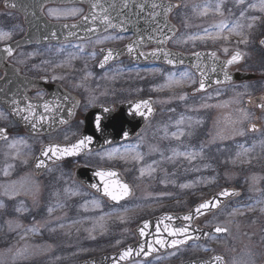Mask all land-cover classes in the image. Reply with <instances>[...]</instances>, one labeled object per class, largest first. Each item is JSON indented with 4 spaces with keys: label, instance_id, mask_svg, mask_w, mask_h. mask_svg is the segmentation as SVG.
Segmentation results:
<instances>
[{
    "label": "flooded vegetation",
    "instance_id": "flooded-vegetation-1",
    "mask_svg": "<svg viewBox=\"0 0 264 264\" xmlns=\"http://www.w3.org/2000/svg\"><path fill=\"white\" fill-rule=\"evenodd\" d=\"M164 1L179 4L141 9V0H0V33L9 34L0 39V48L19 45L11 49L10 55L0 52V81L4 79L0 95L8 97L9 107L5 109L0 104V111L30 145L28 152L36 156L44 146L73 144L86 128L101 133L105 113H118L125 104L148 102L143 109L152 111V115L134 139L90 150L53 168L58 169L61 180L69 181L73 188L89 193L103 205L104 264H205L214 259L217 264H230L228 253H232L234 243L222 240L232 238L234 233L217 219L237 200L188 222L185 214L206 198L190 202L184 210L155 209L160 205L178 206L187 198L180 193H171L169 199L163 200L146 197V189L136 185L137 175L143 173L144 188L151 187L147 180L153 175L147 172L157 168L123 167L122 154L116 160L107 156L109 150L150 137L152 128L170 126L174 115L185 112L189 103L203 101L219 91L239 89L244 93L239 108L233 94L231 105L221 110L219 104L224 101H217L212 108L210 118L219 127L218 139L234 136L237 110L247 113L249 119L244 125L246 139H264V49L259 45L264 38V21L249 34V45L241 49L224 52L204 40L190 47L188 38L196 36L194 30H203L205 25L203 19L196 17L200 11L185 7L182 0ZM72 10H76L74 15ZM99 20L104 22L103 30L83 33L96 27L90 22ZM109 52L112 55L105 60ZM197 53L208 54L214 61L225 64L228 76L244 74L248 79L198 90V79L187 66L167 65V60L185 55L188 61L190 55ZM237 54L238 59L229 64ZM193 61L199 65V59ZM12 106L21 111V120L9 112ZM33 125L46 130L31 134L26 127ZM197 133L200 139L203 131L199 129ZM79 167L106 172L107 182L120 178L121 185L127 184L132 191L130 198L115 204L97 196L74 179ZM49 169L34 176L38 178ZM163 169L166 173L175 170ZM116 182L112 187H116ZM187 197L193 195L189 193ZM219 227L226 229V234L210 232L205 238L188 239L185 232L181 235L178 231H211ZM173 231L177 234L170 235ZM153 240L163 244L157 241L155 248H147ZM173 241L178 243L172 246ZM125 251L129 252L127 256L123 255ZM115 255L118 257L110 262L108 257Z\"/></svg>",
    "mask_w": 264,
    "mask_h": 264
},
{
    "label": "rangeland",
    "instance_id": "rangeland-1",
    "mask_svg": "<svg viewBox=\"0 0 264 264\" xmlns=\"http://www.w3.org/2000/svg\"><path fill=\"white\" fill-rule=\"evenodd\" d=\"M182 1L185 7L199 10L196 17L205 23L203 30L196 28V36L188 38L190 47L204 40L224 52L241 49L249 45V34L264 21V0ZM222 24L228 28L218 27ZM243 93L239 89L219 91L189 103L185 112L174 115L170 126L152 128L150 137L109 150L107 156L116 160L122 154L123 167L157 168L147 172L153 175L151 180L145 174L151 187L144 188L143 173L137 175L136 185L146 189V197L163 200L180 193L187 198L178 206L155 207L159 210H184L190 202L222 188L240 189L241 199L217 219L234 233L222 243H234L228 253L230 264H264V139H246L244 125L249 119L243 111L237 110L231 139H218L219 127L210 118L217 101H224L219 104L221 110L231 105L232 94L239 108ZM0 127L11 131L10 139L0 144V264H75L104 253L101 202L61 180L57 168L36 178L35 155L28 152L30 145L3 111ZM199 129L203 134L197 139ZM163 168L175 170L166 173ZM189 193L193 198L187 197Z\"/></svg>",
    "mask_w": 264,
    "mask_h": 264
},
{
    "label": "water",
    "instance_id": "water-1",
    "mask_svg": "<svg viewBox=\"0 0 264 264\" xmlns=\"http://www.w3.org/2000/svg\"><path fill=\"white\" fill-rule=\"evenodd\" d=\"M155 5V7H154ZM176 7L175 4H169L162 1H156V0H141V9L147 8H162V7ZM94 21L92 24H95V28H92V32H98L101 28L100 22ZM104 28V26L102 27ZM101 28V29H102ZM100 29V30H101ZM260 45L264 48V40L260 42ZM193 60L199 59V65L193 66L190 62L189 66L192 68V70L196 73L198 76V87L199 90L211 88L214 86H219L221 84H224L227 82V74H225L226 67L225 64H222L220 62H216L213 59L209 58L206 55L203 54H195ZM186 64V63H185ZM201 84H203V88H201ZM0 103L7 108L5 96H0ZM144 105V104H141ZM133 105H123L120 107V111L117 114H110L106 118V123L104 124V139L96 138V133L93 131L92 127L86 128L81 139L76 143L79 144L81 140L85 141V145L80 148L79 151L75 152L71 155H64V154H58L53 155L51 152H48L47 155H44L45 151H47L51 147H59V148H71L72 144L69 146H46L41 149L40 153L37 155V157L34 160L33 168L35 170V173L38 175L42 171L46 170L48 167L66 159V158H72L77 155H81L84 152L88 150H94L96 148L101 147L103 144L104 146L110 145V144H118L121 142H126L133 137L137 135V133L140 131V129L143 127L145 121L148 119L150 112L143 109V107L139 109H134L132 107ZM13 115L21 120L19 112L15 110V108H12ZM106 116V113H105ZM31 132L33 134H39L42 131L46 130L44 128L40 127H32L30 128ZM100 138L102 137V134H98ZM8 139V134L5 129H0V143L6 141ZM104 141V143L102 142ZM37 164H41V167H37ZM100 173H104V175H100ZM117 178L119 176L117 173L114 174ZM106 172L98 171V170H89L86 168H79L75 172V180L83 184L86 188L91 190L96 195L105 198L109 203H119L120 201L124 199L130 198L132 191L126 185L128 188V195L123 196L122 198L118 200H113L110 196L105 195V188L107 187L109 191H111L115 195H120L122 192L121 189V181L119 178V181H112L109 180L108 182L104 180L106 178ZM112 175H109V177ZM116 182V187H112L114 183ZM222 193H228V195H222ZM240 191L234 190V189H224L220 191L215 196L211 197L207 202L210 204H215V207H209L207 209H201L199 213H194V209L191 213L187 214L186 217L191 218H198L203 214H206L218 207H221L225 202L240 197ZM204 204V203H203ZM199 207V206H198ZM224 232V231H221ZM190 238H200V236L192 237ZM78 264H104V256L81 261Z\"/></svg>",
    "mask_w": 264,
    "mask_h": 264
},
{
    "label": "snow or ice",
    "instance_id": "snow-or-ice-1",
    "mask_svg": "<svg viewBox=\"0 0 264 264\" xmlns=\"http://www.w3.org/2000/svg\"><path fill=\"white\" fill-rule=\"evenodd\" d=\"M126 6V5H125ZM93 7L95 8V5H93ZM155 7V5H154ZM75 11L76 10H72V13L71 14H75ZM50 14H53L51 11H50ZM241 15H243V13H241ZM94 18V17H93ZM107 18H105V23H107ZM218 27H220L221 29H224V28H228V25L226 24H222V25H219ZM9 34L8 33H0V39H3V38H6ZM5 51L10 55L11 54V49H5ZM129 51H131V48L129 49ZM112 55L111 52L108 53V56L105 57V60L108 59V57H110ZM238 56L239 54H237L236 56H233L231 60L228 61L229 64L233 63V61L237 60L238 59ZM201 88H203V84H201ZM183 98V97H182ZM148 102H145V105H147ZM47 107V106H45ZM139 107V106H138ZM29 108H31V106H29ZM25 119H27V117H25ZM35 127V125H33ZM85 145V141L84 140H81L79 142V144H76V145H73L71 148H59V147H51L49 148L47 151H45L44 155H47L48 152H51L53 155H58V154H64V155H71V154H74L75 152L79 151L80 148L82 146ZM42 165L41 164H37V167H41ZM100 175H104V173H100ZM108 175H111V173H108ZM121 189H122V192L120 193V195H115L113 194L111 191L108 190V188L106 187L105 188V195H108L110 196L113 200H118L120 198H122L123 196H126L128 195V188L126 185H121L120 186ZM222 195H228V193H222ZM216 205L215 204H210L209 202H205L204 204H201L197 209L196 211L197 212H200L201 209H207L209 207H215ZM51 211V210H50ZM167 219H170V218H167ZM186 219H190V217H186ZM179 231V234L183 235L184 232H186V229H181V230H178ZM217 232H221V231H224V229H221V228H217L216 229ZM170 235H176L177 232L173 231V232H170L169 233ZM185 241H179V243H184ZM158 243H161L163 244L162 241H158ZM178 242L177 241H173L172 242V246H175ZM125 256L128 255L127 252L124 253ZM216 259H219V258H216Z\"/></svg>",
    "mask_w": 264,
    "mask_h": 264
}]
</instances>
